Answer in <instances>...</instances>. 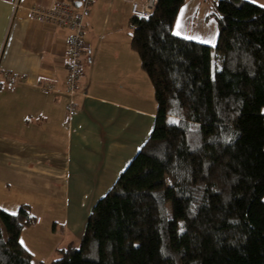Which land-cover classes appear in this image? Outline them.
<instances>
[{
	"label": "trees",
	"instance_id": "16d2710c",
	"mask_svg": "<svg viewBox=\"0 0 264 264\" xmlns=\"http://www.w3.org/2000/svg\"><path fill=\"white\" fill-rule=\"evenodd\" d=\"M186 0L131 16L157 104L152 132L48 264H264V7L213 0L214 46L173 32ZM36 219L0 209V264H33ZM44 264V263H38Z\"/></svg>",
	"mask_w": 264,
	"mask_h": 264
},
{
	"label": "crops",
	"instance_id": "0c3cea01",
	"mask_svg": "<svg viewBox=\"0 0 264 264\" xmlns=\"http://www.w3.org/2000/svg\"><path fill=\"white\" fill-rule=\"evenodd\" d=\"M60 1L77 0H0V209L29 207L36 221L19 242L33 264H48L60 247L79 243L93 206L150 136L157 109L130 45L127 0H94L84 16L77 94L70 98V31L29 15ZM248 1L264 7V0ZM211 8L186 0L174 34L214 46ZM5 72L14 83L1 78Z\"/></svg>",
	"mask_w": 264,
	"mask_h": 264
},
{
	"label": "built area",
	"instance_id": "2783aa9c",
	"mask_svg": "<svg viewBox=\"0 0 264 264\" xmlns=\"http://www.w3.org/2000/svg\"><path fill=\"white\" fill-rule=\"evenodd\" d=\"M130 4L131 16L145 17L153 14L156 0H127ZM94 0L60 1L46 9H31L29 15L43 22L57 24L70 31L68 40V64L66 89L70 98L77 94V80L80 75V55L83 50L84 16L89 12ZM3 80L14 83L16 78L11 73L4 74ZM74 109L75 104L71 103Z\"/></svg>",
	"mask_w": 264,
	"mask_h": 264
},
{
	"label": "rangeland",
	"instance_id": "374dc122",
	"mask_svg": "<svg viewBox=\"0 0 264 264\" xmlns=\"http://www.w3.org/2000/svg\"><path fill=\"white\" fill-rule=\"evenodd\" d=\"M207 1V5L209 6V7H211V5H213V3H212V1L213 0H206ZM257 3V2H256ZM211 9H213V8H211ZM72 204H75V201L72 199V202H71ZM86 203V206L88 207V205L90 204V202L89 201H86L85 202ZM74 244H76V243H74ZM79 244L77 243L76 244V247L78 246Z\"/></svg>",
	"mask_w": 264,
	"mask_h": 264
},
{
	"label": "snow or ice",
	"instance_id": "6c2138e0",
	"mask_svg": "<svg viewBox=\"0 0 264 264\" xmlns=\"http://www.w3.org/2000/svg\"><path fill=\"white\" fill-rule=\"evenodd\" d=\"M177 35H179V33H177Z\"/></svg>",
	"mask_w": 264,
	"mask_h": 264
}]
</instances>
